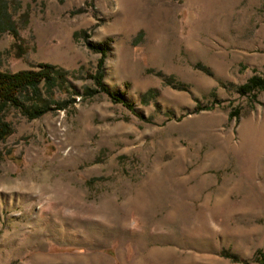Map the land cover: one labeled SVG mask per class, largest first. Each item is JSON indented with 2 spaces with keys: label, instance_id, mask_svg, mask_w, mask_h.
I'll use <instances>...</instances> for the list:
<instances>
[{
  "label": "rangeland",
  "instance_id": "374dc122",
  "mask_svg": "<svg viewBox=\"0 0 264 264\" xmlns=\"http://www.w3.org/2000/svg\"><path fill=\"white\" fill-rule=\"evenodd\" d=\"M38 62L63 79L3 108L0 264H264V0H0V69Z\"/></svg>",
  "mask_w": 264,
  "mask_h": 264
},
{
  "label": "trees",
  "instance_id": "16d2710c",
  "mask_svg": "<svg viewBox=\"0 0 264 264\" xmlns=\"http://www.w3.org/2000/svg\"><path fill=\"white\" fill-rule=\"evenodd\" d=\"M10 30L13 32V34H15V31L12 27ZM108 41V37H104L103 39L96 42L87 41V45L91 49H94L100 53V57L96 63V71L91 74V77L93 78L96 87L99 90L105 91L111 98L122 102L128 107H131L130 102L124 101L122 99V91L113 92L109 90L102 81V63ZM63 73L64 72L61 69H58L54 65L47 62H38L32 67L20 68L13 71L0 69V140L5 138L8 133L12 131L10 122L3 116L4 106L6 104L18 105L22 107L23 112L27 114L28 117L42 114L48 108L46 101H43L41 105H32L29 108H26L19 100L18 92L28 87L36 92L39 83L52 85L55 83V80L59 79L60 81L63 79ZM257 88H264V81H262L256 75L249 76L244 83L238 86V90L240 92L249 90L251 91ZM251 94L253 95L254 93L252 92ZM234 113H236V111L232 110L229 112V115ZM256 255L261 258L263 251L261 249H256ZM262 260L260 261L261 263L263 262Z\"/></svg>",
  "mask_w": 264,
  "mask_h": 264
}]
</instances>
